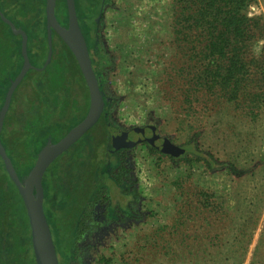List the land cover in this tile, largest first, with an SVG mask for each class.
<instances>
[{
    "label": "rangeland",
    "instance_id": "obj_1",
    "mask_svg": "<svg viewBox=\"0 0 264 264\" xmlns=\"http://www.w3.org/2000/svg\"><path fill=\"white\" fill-rule=\"evenodd\" d=\"M83 2L75 0L85 38L91 25ZM246 12L264 18L262 1L255 0ZM8 16L26 31L32 65L15 99L34 102L45 79L36 68L46 56L30 25ZM173 19L172 0L105 4L98 49L103 89L113 104L108 116L125 130L150 123L169 142L196 146L239 172L208 168L190 153L187 160H174L136 140L132 163L147 216L116 229L95 249L90 264H264V71L252 69L249 87L234 102H226L217 89H197L188 47L173 32ZM10 31L0 23V78L17 75L23 64L21 38ZM252 50L264 68V40ZM84 116L76 112L69 124ZM55 126L50 139L67 132L68 126ZM126 138L131 137L115 140ZM2 221L7 237L10 220L3 216Z\"/></svg>",
    "mask_w": 264,
    "mask_h": 264
},
{
    "label": "trees",
    "instance_id": "obj_2",
    "mask_svg": "<svg viewBox=\"0 0 264 264\" xmlns=\"http://www.w3.org/2000/svg\"><path fill=\"white\" fill-rule=\"evenodd\" d=\"M93 1L83 2L88 7L87 22L91 25V36L85 37V41L104 99L103 111L93 127L61 154L42 178L45 200L43 210L58 264H73L75 241L86 223L91 221V208L97 199L106 202L108 207H122V202L127 197L118 179L120 174L115 173V177L109 175V171L115 166L110 152L121 148L115 140L121 135H113L110 128L112 125L108 122L107 116L113 104L103 89L104 65L95 33L98 6H95ZM261 1L264 7V0ZM253 2L255 0H172L173 32L177 39L188 47L187 55L193 62L190 70L194 75V85L199 90H219L226 102H234L241 96L242 90H245L246 86L249 87L253 68L264 71V68L259 66V56L252 50V45L264 40L263 16L252 17L246 12ZM38 5H41L43 12L41 34L40 30L37 31L40 25L36 15L38 9L35 8ZM44 5L45 0H0V8L5 17L13 22L8 15H13V18L17 15L18 23L30 25L27 26L33 33V39L41 42L46 56ZM56 5L59 17L66 21L65 0H56ZM0 23L10 30L1 19ZM14 25L16 26L15 23ZM63 46L67 48L66 45ZM67 51L70 53L68 48ZM71 56L72 64L68 59L63 62L57 52L53 53L43 69L45 79L39 83L41 91L37 93V100L24 103L17 119L13 118L15 107L13 96L11 97L0 132V142L9 154L8 157L21 180H24L31 169L36 152L46 143L52 142L49 138V130L54 124L51 123L52 117L55 112L68 114L72 105L69 100L70 91L74 90L75 86H81L82 111L84 115L87 112L88 90L78 64L74 56ZM20 57L23 62L22 55ZM15 76L0 78V108ZM73 124H68L67 129ZM142 142L147 144L151 151L160 153L147 142ZM189 144L188 142L187 145ZM182 148V154L171 158L186 159V155L190 153L193 161H203L208 168H226L231 173L239 172L233 164L219 161L210 152L199 150L196 146ZM112 172L113 170L110 174ZM133 191L137 195L136 189ZM3 216L10 220V234L7 237L3 231ZM0 229V264H35L26 210L1 157Z\"/></svg>",
    "mask_w": 264,
    "mask_h": 264
},
{
    "label": "water",
    "instance_id": "obj_3",
    "mask_svg": "<svg viewBox=\"0 0 264 264\" xmlns=\"http://www.w3.org/2000/svg\"><path fill=\"white\" fill-rule=\"evenodd\" d=\"M55 3L56 0H45L47 55L43 65L36 69L43 70L50 61L52 53L51 30H54L73 54L82 73L88 90L89 101L87 112L85 116L71 127L60 139L54 143H46L40 148L36 154L34 164L24 180H21L17 175L10 158L7 156L0 142V157L3 161L4 168L9 178L16 186L26 210L31 231V245L35 264H58L51 232L43 210L42 177L45 170L59 155L70 148L98 121L104 107V99L98 79L92 68L86 41L78 25L74 0H65L68 17L66 28L61 27L56 20L54 14ZM0 19L9 26L13 34L21 36V55L23 58L22 67L9 85L0 108L1 132L12 94L28 69L32 68V65L27 55V34L25 31L16 28L14 23L5 17L1 11ZM135 131H137L142 141L147 142L160 153L169 154L174 157L184 152L182 147L172 144L167 139L160 136L153 126L138 128L135 129Z\"/></svg>",
    "mask_w": 264,
    "mask_h": 264
},
{
    "label": "flooded vegetation",
    "instance_id": "obj_4",
    "mask_svg": "<svg viewBox=\"0 0 264 264\" xmlns=\"http://www.w3.org/2000/svg\"><path fill=\"white\" fill-rule=\"evenodd\" d=\"M109 1L110 0H94L93 1V4L95 5V3H96L95 6H98V14H97L96 19H95V26H96V32L95 33H96V37H97V47H98V43H99L98 42V32H99V26H100V22H101L102 9L104 8L105 4L109 3ZM74 5H75V0H74ZM65 6H66V3H65ZM35 9H38L36 15H37V19H38V25H40L39 29H37V31L38 30L41 31L42 15H43L41 5H38ZM75 10H76V15H77L76 5H75ZM0 11H1V8H0ZM33 12H35L34 8H33ZM66 13H67V6H66ZM54 14H55L56 20L59 23V25L61 27L66 28L67 23H68V17H67L66 21H64V19L62 17H59L58 12H57L56 3H55V8H54ZM77 21H78V25H79L78 18H77ZM44 23H45V9H44ZM79 27H80V25H79ZM80 30L83 34V30L81 29V27H80ZM45 31H46V28H45ZM63 44L65 45V43L61 40V38L58 36V34L54 30H51V49H52L51 58L53 56V53L57 52L59 55H61L63 62H66V60L68 59L69 62L72 64V56L71 55H73V54L71 53L70 50H69L70 53H68V51H67L68 47L65 48L63 46ZM46 47H47V43H46ZM40 48L43 50L42 45ZM46 55H47V51H46ZM51 58H50V60H51ZM17 87L12 94L13 100H14V107H15L14 108V114H13L14 119L19 118L20 113L22 112V106L24 103L27 102V100H25V99H21V100L15 99ZM69 100H70V104H72V105L70 107L68 114L55 112L53 117H52L53 122H51V123H54L57 126V128H59L60 130L65 129L68 126L71 118H73V116L75 115L76 112H78V111L80 113L82 112L83 94H82L81 86H79V87L75 86V89L70 91ZM107 117H108V122L112 125V126H110V128H111L113 135L114 134H120V135H123L125 137H128V136L131 137V138H126L124 140L118 141V144H120L121 148L117 151L110 152V154H111L110 157L112 158L113 162L115 163V166L112 169L113 172L111 174H110V172L112 170L109 171V175H111L112 177H115L114 176L115 173L120 174V177L118 179L120 180V182L122 184L123 192L127 193V197L123 200V202H122L123 206L122 207L121 206L108 207L107 206L108 204L106 202H103L101 199H97L95 201L93 207L91 208V221H88L86 223V226H85V228H83L81 235L79 237H77V239L75 241V253H74L75 255H74V259H73V264H90L92 254L95 251V249L99 248L100 246H103L105 243V239H108L109 236H112V234H114L116 229H118V228L125 229L131 223H135V222L138 223L142 220H145V218L147 216L146 212L142 211L143 198L140 194L139 183H138V180H137L136 175H135V166L132 163L131 151H132L133 146L136 145L135 144L136 140L139 142L142 141L140 139V137L138 136L137 131H135V129L143 128V127H147V126H153L154 127V125L147 123L146 125L141 126V127H135V128H131L129 130H125V128H118L119 127L118 124L116 122H114L109 116H107ZM78 122L79 121H77L75 124H77ZM75 124H73L71 127H73ZM70 128H68L67 131ZM54 131H56V130H54ZM49 134L50 135L52 134L51 131L49 132ZM63 135H61V137ZM61 137H59L57 139H52V142H50V143L56 142ZM132 137H133V139H132ZM78 141H76V142H78ZM130 141H132V142H130ZM6 154H7V156L9 155L7 152H6ZM36 154H37V152H36ZM59 156H61V155H59ZM33 164H34V162H33ZM49 166L46 168L45 172L47 171ZM134 189H136L137 195L134 194V191H133ZM130 197H132L133 199H131ZM44 201L45 200H44V195H43V203H44Z\"/></svg>",
    "mask_w": 264,
    "mask_h": 264
}]
</instances>
